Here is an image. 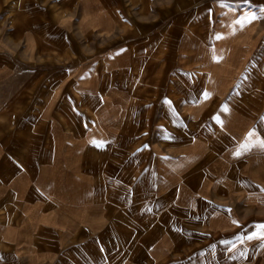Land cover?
<instances>
[{
  "label": "crops",
  "instance_id": "obj_1",
  "mask_svg": "<svg viewBox=\"0 0 264 264\" xmlns=\"http://www.w3.org/2000/svg\"><path fill=\"white\" fill-rule=\"evenodd\" d=\"M260 141L264 0H0V264H264Z\"/></svg>",
  "mask_w": 264,
  "mask_h": 264
},
{
  "label": "snow or ice",
  "instance_id": "obj_2",
  "mask_svg": "<svg viewBox=\"0 0 264 264\" xmlns=\"http://www.w3.org/2000/svg\"><path fill=\"white\" fill-rule=\"evenodd\" d=\"M256 18L257 17L255 15H253L251 17H246L245 20H247V22H251V20H254ZM237 23L240 24L241 26H243V24H244V22L243 21H240V20H238ZM249 135L251 136L252 134L250 133ZM260 146L261 147H264V141H260ZM237 154H239V153H237ZM258 227L264 228V225H259Z\"/></svg>",
  "mask_w": 264,
  "mask_h": 264
}]
</instances>
